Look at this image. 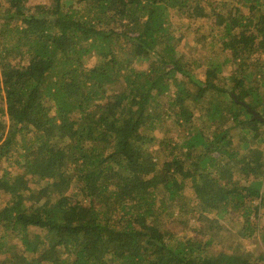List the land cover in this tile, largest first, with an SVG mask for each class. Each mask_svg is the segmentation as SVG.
Instances as JSON below:
<instances>
[{"label": "trees", "instance_id": "1", "mask_svg": "<svg viewBox=\"0 0 264 264\" xmlns=\"http://www.w3.org/2000/svg\"><path fill=\"white\" fill-rule=\"evenodd\" d=\"M43 1L0 2V264H264L213 251L264 218V0Z\"/></svg>", "mask_w": 264, "mask_h": 264}, {"label": "rangeland", "instance_id": "2", "mask_svg": "<svg viewBox=\"0 0 264 264\" xmlns=\"http://www.w3.org/2000/svg\"><path fill=\"white\" fill-rule=\"evenodd\" d=\"M233 1V0H230ZM0 2L2 3V5L4 7L7 6L8 4V0H0ZM46 1L43 0H30L28 6H35L37 4L40 3H45ZM235 2V1H233ZM181 18L180 17H172L171 18V22L174 23L175 26L178 27V24L181 22ZM193 25L195 27H197L201 32L204 33H209L210 29H209V25L210 23L207 21H203V22H195L193 23ZM180 32H178L179 34ZM179 36H181V39L179 40V44H178V51L180 53H184V51L187 52L188 55H193L194 54V50L196 47L200 48L198 46V44L190 39L188 36H183L181 34H179ZM229 56L227 54H221L219 55L218 59L221 62H224L225 59H228ZM95 61V60H92ZM235 69V66L233 63H228L225 67H224V75L225 76H229L231 74V72ZM200 78H203V74L200 73L199 74ZM264 146V145H263ZM262 146V147H263ZM264 148V147H263ZM186 196L190 197L191 196V191L186 193ZM5 200L4 196L0 197V204H3ZM190 204L191 206H193V202L192 199L189 198ZM196 215V217H190V215L187 217V219L184 218H179L177 223H176V229L178 231H181L183 233L191 231V227L194 226H198V225H202V222L199 221V218H197L198 214H194ZM238 213H232L226 220L230 221L231 219H234L235 217H237ZM239 235H241V232H236ZM225 235L227 236V234L225 233ZM226 239V240H225ZM225 239H223L222 244H217L216 247L213 249L214 252H218L220 251L222 248L220 245H227L229 243H233L234 241L239 240V243L242 245V249L243 252L249 253V254H254V255H260V253H264V218L260 224L259 227V232L257 233V235L255 237H253L252 239L247 237H226Z\"/></svg>", "mask_w": 264, "mask_h": 264}, {"label": "water", "instance_id": "3", "mask_svg": "<svg viewBox=\"0 0 264 264\" xmlns=\"http://www.w3.org/2000/svg\"><path fill=\"white\" fill-rule=\"evenodd\" d=\"M259 119H262V118H259Z\"/></svg>", "mask_w": 264, "mask_h": 264}]
</instances>
